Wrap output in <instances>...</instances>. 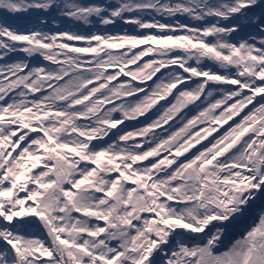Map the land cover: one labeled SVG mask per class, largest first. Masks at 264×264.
Returning <instances> with one entry per match:
<instances>
[{
	"label": "snow or ice",
	"instance_id": "obj_1",
	"mask_svg": "<svg viewBox=\"0 0 264 264\" xmlns=\"http://www.w3.org/2000/svg\"><path fill=\"white\" fill-rule=\"evenodd\" d=\"M31 9L159 32L9 23ZM0 12V264H264V0H0ZM174 91L158 118L113 132ZM189 105L178 130L156 131Z\"/></svg>",
	"mask_w": 264,
	"mask_h": 264
},
{
	"label": "trees",
	"instance_id": "obj_2",
	"mask_svg": "<svg viewBox=\"0 0 264 264\" xmlns=\"http://www.w3.org/2000/svg\"><path fill=\"white\" fill-rule=\"evenodd\" d=\"M83 2H93V0H83ZM96 2H99V0H96ZM175 2V0H173ZM6 14L3 12H0V18H3ZM9 23L13 24L14 26L22 29H32L36 28L39 30L47 31L50 33H55L58 31H71V32H79V33H94V32H106L109 34H131V35H142L145 33H158L159 29H140L137 26L133 25H127L124 21H117L114 25H108L104 26L97 23H94L93 25H84L82 22H77L74 20H71L69 18H66L60 14L58 11H43L39 9H31L29 12L26 13H19L15 15H8L7 16ZM142 18L145 21L148 22H155L159 21L161 23H171L175 24L177 20H179L180 23H188L189 26H196L198 22L192 21L189 18L185 16H178L174 18H169L165 16L158 15L156 13H145L143 14ZM76 46H84L85 42H69ZM140 47H146L145 45H141ZM137 51L139 49H136ZM23 55V54H21ZM145 60L149 59V57H145ZM34 64H39L40 66L46 65L49 62L44 61L43 58H39L38 61H33ZM133 68L135 66H132ZM109 72L114 71V69H108ZM166 72L167 70H162ZM160 75L159 73L157 74ZM121 80L130 79V77H120ZM156 80V77L153 78L152 81H147L146 83L140 85L141 87H144L145 89H148L153 85V81ZM134 83L140 84L139 81H135ZM194 86V85H193ZM183 87V86H181ZM225 87H234V86H225ZM175 91L172 96H169L166 100L160 101L159 104H157L146 116L138 118V120L134 121H125L124 124L118 125L117 129H114L113 132H117L119 129H126L128 131L135 130L137 128L145 126L147 123L151 122V120L158 118V116L162 112V106L167 107L171 103H175ZM141 97L144 95V93L139 94ZM216 98H219V95L217 94ZM128 99H135V98H128ZM203 100V98H202ZM117 104L120 103V101H116ZM197 103H200L199 101ZM108 107H111V105H108ZM251 107V106H249ZM247 111V110H246ZM197 111L194 110V106L189 105L188 108L184 109L180 115L176 117L175 120H172L169 122V124L164 125L163 129H157L156 131L158 133L167 135L170 131H176L178 130L183 122H186V119L191 118L192 116L196 115ZM243 115V114H242ZM184 117L185 120H182L181 118ZM237 120L239 117L236 118ZM232 123L231 121L229 122ZM228 125H224L223 128L220 129L219 133H214L213 136H219L220 133L226 129ZM111 135V134H110ZM105 139H108L107 137ZM144 138L138 137L137 140H143ZM212 137H209V140H211ZM95 143V142H94ZM123 143V142H122ZM204 144H207L208 141H204ZM198 148L202 147V145H197ZM193 152L196 151V149L192 150ZM146 163V162H145ZM23 195V194H22ZM259 203L254 206V211L252 215L245 220L238 223L236 229L231 233L228 240L225 241V244H228L233 237L239 236L246 228H248L253 220L256 218V212L259 211ZM103 223V222H100ZM40 233H37L39 235ZM203 234H193V236H198Z\"/></svg>",
	"mask_w": 264,
	"mask_h": 264
},
{
	"label": "rangeland",
	"instance_id": "obj_3",
	"mask_svg": "<svg viewBox=\"0 0 264 264\" xmlns=\"http://www.w3.org/2000/svg\"><path fill=\"white\" fill-rule=\"evenodd\" d=\"M127 25H133V26H136L135 24H129V23H127ZM80 43H82V41H81Z\"/></svg>",
	"mask_w": 264,
	"mask_h": 264
}]
</instances>
